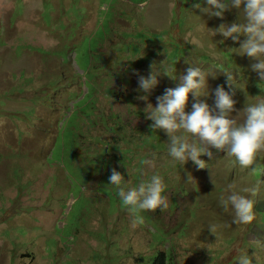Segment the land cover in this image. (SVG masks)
I'll list each match as a JSON object with an SVG mask.
<instances>
[{
    "label": "rangeland",
    "instance_id": "rangeland-1",
    "mask_svg": "<svg viewBox=\"0 0 264 264\" xmlns=\"http://www.w3.org/2000/svg\"><path fill=\"white\" fill-rule=\"evenodd\" d=\"M205 7L204 0H0V264H149L159 251L172 253L173 264H236L244 250L264 264V150L248 168L208 146L204 168L181 165L144 115L181 82L185 59L211 74L208 96L196 99L214 106L212 90L231 89L237 123L244 105L264 96L255 60L229 49L244 36L211 35L237 10L218 18ZM152 64L175 79L159 74L145 101L137 77ZM192 101L189 93L185 111ZM112 169L131 187L161 175L167 206L141 213L133 226L107 184ZM233 190L253 200L247 224H233L218 202ZM209 224L218 225L215 234Z\"/></svg>",
    "mask_w": 264,
    "mask_h": 264
},
{
    "label": "clouds",
    "instance_id": "clouds-1",
    "mask_svg": "<svg viewBox=\"0 0 264 264\" xmlns=\"http://www.w3.org/2000/svg\"><path fill=\"white\" fill-rule=\"evenodd\" d=\"M202 11L209 17L223 18L225 11L237 10L236 20L220 23L212 31V36L219 33L224 39L238 41L243 35L239 46L229 48L232 52L246 55L255 60L250 65L259 82H264V0H204ZM144 6V5H143ZM200 7L199 3L194 5ZM240 21V22H238ZM221 43L223 41H220ZM188 67L180 76V83L175 87H166L162 95L155 97L156 104L148 103L144 109L145 119H150L149 128L163 130L167 137L168 156L181 165L191 161L198 168H204L202 155L210 157L211 149L224 152L232 158L234 164L241 168L253 165L257 154L264 150V96L256 95L254 103L245 104L242 111L244 118L237 123L230 118L234 111L235 101L229 91L217 85L214 92V106H210L201 96H208L206 76L201 67L194 66L185 59ZM147 77L138 75V88L143 93L138 98L147 101L149 90L157 83L159 74L168 75V67L161 66L153 72V64ZM174 73V67H171ZM228 85H235V76L225 73ZM175 79V75H168ZM193 101L190 111H185L188 94ZM109 185L114 186L115 194L133 214V226L143 221L141 213L166 207L164 181L161 175L153 173L149 179L131 187L121 172L112 169L108 176ZM256 187L243 189L244 192H255ZM224 211L231 209L233 224H247L253 220V200L239 191L221 194L218 200ZM217 224H209L208 231L215 234ZM236 264H252L246 250L235 258Z\"/></svg>",
    "mask_w": 264,
    "mask_h": 264
},
{
    "label": "trees",
    "instance_id": "trees-1",
    "mask_svg": "<svg viewBox=\"0 0 264 264\" xmlns=\"http://www.w3.org/2000/svg\"><path fill=\"white\" fill-rule=\"evenodd\" d=\"M172 253L167 254L165 251H159L151 256L149 264H173Z\"/></svg>",
    "mask_w": 264,
    "mask_h": 264
}]
</instances>
